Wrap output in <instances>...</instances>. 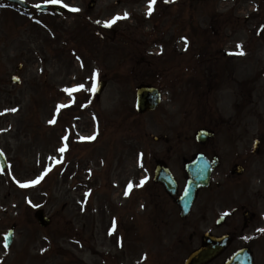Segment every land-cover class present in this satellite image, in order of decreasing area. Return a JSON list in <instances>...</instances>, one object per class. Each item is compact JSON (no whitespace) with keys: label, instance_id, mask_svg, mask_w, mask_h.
Listing matches in <instances>:
<instances>
[{"label":"rangeland","instance_id":"374dc122","mask_svg":"<svg viewBox=\"0 0 264 264\" xmlns=\"http://www.w3.org/2000/svg\"><path fill=\"white\" fill-rule=\"evenodd\" d=\"M25 1L31 10L49 2ZM95 1L89 9V0H60L70 13L59 15L20 13L0 0V148L8 161L0 171V264H158L169 241L151 205L155 158L182 183L192 134L211 121L206 105L216 118L264 97V75L256 76L264 69V0H156L151 15L147 0ZM205 47L209 60L199 55ZM224 50L231 56L222 58ZM223 64H238L241 74L220 97L206 81L218 84ZM235 79L254 82L249 91ZM99 80L106 85L96 97ZM140 83L162 92L144 115L132 110ZM77 85L84 88L65 91ZM163 135L169 142L152 139ZM37 209L50 225L37 224Z\"/></svg>","mask_w":264,"mask_h":264},{"label":"flooded vegetation","instance_id":"af4514ba","mask_svg":"<svg viewBox=\"0 0 264 264\" xmlns=\"http://www.w3.org/2000/svg\"><path fill=\"white\" fill-rule=\"evenodd\" d=\"M225 55L222 53V58ZM221 66L222 79L213 85L207 80L206 87L209 92L221 90L220 97H225L231 89L226 86L228 79L241 72L238 64ZM200 76L198 82L204 84L207 74L202 72ZM234 81L236 87H243L242 79ZM259 99L263 106L264 97ZM206 106L205 113L211 121L202 127L208 129V136L192 144L189 160L201 154L206 164L212 166L209 185L197 190L185 217L180 216L175 206L178 192L174 196L166 191L163 196L158 193V202H154V207L161 211L156 215L158 226L175 231L173 236H167L168 241L172 239L159 264H171L175 260L183 264L188 254L201 247L207 253V261L202 264H264V231H261L264 229V118L258 115L264 111L258 107L253 112L252 105L245 112L237 109L225 115L218 111L217 117L212 118V103ZM248 115H253L256 122L242 127Z\"/></svg>","mask_w":264,"mask_h":264},{"label":"water","instance_id":"95a60500","mask_svg":"<svg viewBox=\"0 0 264 264\" xmlns=\"http://www.w3.org/2000/svg\"><path fill=\"white\" fill-rule=\"evenodd\" d=\"M12 3H16L18 5L28 7L23 1L21 0H9ZM90 6L93 5V0L90 1ZM39 9L46 8L45 5H39ZM56 10L60 11L58 7H54ZM15 82H18L17 78L14 77ZM102 84H100L98 92L100 91ZM160 101V94L158 90L155 87L147 86V85H141L136 88V110L139 113H144L147 110H151L157 107ZM203 134V132L201 133ZM157 139V138H155ZM0 166L2 169L6 167V159L0 152ZM154 180L155 181H161L162 183L168 185H171L174 187V183L172 181V177L168 176V172L166 169H163L160 163H158L155 167L154 172ZM208 181V172L205 171V169H201L200 166L196 165L191 168L190 171V178L187 182V185L184 189L183 195H182V203L184 206H182V215H184L187 211V208L190 206L192 197L195 194V191L198 187L204 186L207 184ZM35 217L38 221V223L41 226H46L49 224L50 219L46 217L42 210H38L35 213ZM12 236H13V227H11L6 235H5V245L9 246L12 242ZM206 251L197 250L195 253H192L186 260V264H197L203 261V257L205 256Z\"/></svg>","mask_w":264,"mask_h":264},{"label":"snow or ice","instance_id":"6c2138e0","mask_svg":"<svg viewBox=\"0 0 264 264\" xmlns=\"http://www.w3.org/2000/svg\"><path fill=\"white\" fill-rule=\"evenodd\" d=\"M49 2H52V3H59L60 0H49ZM155 3H156V0H147V11H146V15H151V14H152V12L154 11V5H155ZM38 6H39V5H37V7H38ZM64 7H68V5L65 4ZM72 11H78V9H74V8H73ZM127 16H128V13L125 12V13L123 14V16H121V15H117V16L113 17L112 20L105 21L104 23H105L107 26H111L113 23H115V22H116L117 20H119V19H126ZM237 47H240V46L237 45ZM240 54H243V53H240ZM95 76H96V73H93V77H95ZM95 87H96V85H95V83H94V84H93V89H91V90H95ZM83 88H84V85H77V86H75L74 89H65V91L71 92V91H73V90H80V89H83ZM6 111H8V110H6ZM11 111H15V109H11ZM64 150H65L64 148L59 149V151H61V152H63ZM38 180H39V178H37V180L31 181L30 183L35 184V183L38 182ZM143 182H144V181H141V186H142ZM22 186H26V185H22ZM128 187H129V190H130L131 187H132L131 182L129 183V186H128ZM125 195H128V191H127V190L125 191ZM261 231H264V229H261ZM110 233H111V230H110Z\"/></svg>","mask_w":264,"mask_h":264}]
</instances>
